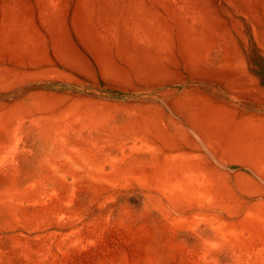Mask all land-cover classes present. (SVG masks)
<instances>
[{
  "label": "rangeland",
  "instance_id": "obj_1",
  "mask_svg": "<svg viewBox=\"0 0 264 264\" xmlns=\"http://www.w3.org/2000/svg\"><path fill=\"white\" fill-rule=\"evenodd\" d=\"M0 264H264V0H0Z\"/></svg>",
  "mask_w": 264,
  "mask_h": 264
}]
</instances>
